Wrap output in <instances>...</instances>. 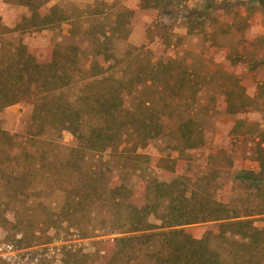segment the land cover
<instances>
[{
  "label": "rangeland",
  "instance_id": "rangeland-1",
  "mask_svg": "<svg viewBox=\"0 0 264 264\" xmlns=\"http://www.w3.org/2000/svg\"><path fill=\"white\" fill-rule=\"evenodd\" d=\"M54 4L71 19L47 28H24L4 38L27 44L43 61L49 59L52 47L74 45L87 66L99 42H107L120 64L105 75L115 73L126 81L125 93L130 101L134 98L140 116L149 115L140 105L143 100H151L154 112L161 116L163 133L144 150L154 157L151 169L157 175L170 173L186 191L201 188L222 198L241 193L231 176L239 169H258L253 151L264 129V10L260 4L255 0H51L44 7ZM0 6L6 25L26 27L25 18L31 15L28 6L17 0H0ZM145 79L152 85L138 89L136 83ZM183 116L193 117L192 123L206 136L197 150H175L176 129ZM96 120L94 113L88 115L87 125ZM0 127L23 136L19 141H24L34 130L32 105L19 102L2 109ZM73 140L74 135L65 130L62 137L53 134L47 142L31 138L29 143L37 147L38 155L44 149L57 150L54 156L61 161L60 146H70ZM77 179V173L63 176L56 168L50 179L40 175L29 207L18 198L6 199L12 189L0 181V241L36 255L43 264H105L102 255L111 253L113 238L124 233L105 234L111 224L103 223L109 221L101 213L106 212L102 201L94 205L92 215L64 213L63 187L75 188ZM132 182L142 186L138 175ZM46 221L54 227L46 229ZM216 227L215 221L185 226L196 237ZM87 232L96 236L83 237ZM21 242L30 244L21 246Z\"/></svg>",
  "mask_w": 264,
  "mask_h": 264
},
{
  "label": "trees",
  "instance_id": "trees-1",
  "mask_svg": "<svg viewBox=\"0 0 264 264\" xmlns=\"http://www.w3.org/2000/svg\"><path fill=\"white\" fill-rule=\"evenodd\" d=\"M17 1L28 6L31 15L23 28H10L0 16V111L19 102L32 105L34 130L22 141L23 136L0 127V181L12 189L5 198H18L29 207L40 175L50 179L55 168L63 176L77 173L76 187H63L64 213L92 215L94 205L102 201L106 212L101 213L109 221L103 223L111 224L105 234L124 233L113 238L111 253L102 255L105 264H264V129L253 151L258 169H239L231 176L242 190L235 198L201 188L183 190L170 173L163 177L151 169L154 157L144 150L163 133L161 116L151 100L140 103L149 113L140 116L134 98L130 101L125 93L126 81L115 73L105 75L120 64L107 42H99L88 66L81 63V51L74 45L52 47L49 59L40 60L27 44L4 37L24 28L57 26L71 15L58 4L44 7L51 0ZM255 1L264 10V0ZM136 84L139 89L152 81ZM92 113L97 120L87 125ZM192 122L193 117L183 116L175 150H197L205 144L203 130ZM65 130L74 140L60 146L61 161L54 156L56 149L38 155L29 143L31 138L47 142L53 134L62 137ZM135 175L142 179L141 187L131 183ZM208 221L217 222V227L201 237L185 228ZM48 224L46 229L54 227Z\"/></svg>",
  "mask_w": 264,
  "mask_h": 264
},
{
  "label": "built area",
  "instance_id": "built-area-1",
  "mask_svg": "<svg viewBox=\"0 0 264 264\" xmlns=\"http://www.w3.org/2000/svg\"><path fill=\"white\" fill-rule=\"evenodd\" d=\"M0 264H43L39 257L16 248L12 243L0 241Z\"/></svg>",
  "mask_w": 264,
  "mask_h": 264
},
{
  "label": "crops",
  "instance_id": "crops-1",
  "mask_svg": "<svg viewBox=\"0 0 264 264\" xmlns=\"http://www.w3.org/2000/svg\"><path fill=\"white\" fill-rule=\"evenodd\" d=\"M2 8H3V7H2ZM4 8H5V7H4ZM2 12H3V11L1 10V6H0V15L2 14ZM7 24H8V22H7ZM9 24L11 25V23H9ZM9 24H8V25H9Z\"/></svg>",
  "mask_w": 264,
  "mask_h": 264
}]
</instances>
